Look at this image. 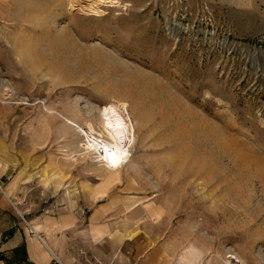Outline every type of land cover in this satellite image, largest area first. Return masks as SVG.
Masks as SVG:
<instances>
[{
	"label": "rangeland",
	"instance_id": "1",
	"mask_svg": "<svg viewBox=\"0 0 264 264\" xmlns=\"http://www.w3.org/2000/svg\"><path fill=\"white\" fill-rule=\"evenodd\" d=\"M112 4L93 5L101 16L68 0L0 6V166L27 183L18 211L104 204L135 249L162 245L174 264H264V10ZM122 102L133 157L107 173L56 112L105 138L99 119Z\"/></svg>",
	"mask_w": 264,
	"mask_h": 264
},
{
	"label": "crops",
	"instance_id": "2",
	"mask_svg": "<svg viewBox=\"0 0 264 264\" xmlns=\"http://www.w3.org/2000/svg\"><path fill=\"white\" fill-rule=\"evenodd\" d=\"M10 1L0 0L3 11ZM256 3L264 10V0ZM11 168L9 163L0 166V264H83L92 257L110 264H174L173 254L162 245L135 249L118 224L107 219L104 204L91 208L73 200L66 213L51 209L38 214L35 202L36 214L26 217L29 210L21 213L18 205L28 208L29 203L22 192V201L16 202L15 186L26 188L27 183L23 176L14 178Z\"/></svg>",
	"mask_w": 264,
	"mask_h": 264
},
{
	"label": "bare ground",
	"instance_id": "3",
	"mask_svg": "<svg viewBox=\"0 0 264 264\" xmlns=\"http://www.w3.org/2000/svg\"><path fill=\"white\" fill-rule=\"evenodd\" d=\"M82 2H88L92 5L91 7L94 13L90 15L101 16L105 14V12H103L104 10H100L99 7L95 9L93 5L105 2L109 4L114 3L110 6H117L120 3V0H68L70 6L69 9L75 10L77 6L82 4ZM71 43L74 45L72 41H70V44ZM128 94L129 93H127V95ZM127 106L126 103L122 102L107 107L106 115L99 119V124L101 123L106 139L104 137L96 136L95 133L90 132V134L88 130L84 128V123H80L75 117H69L60 112L56 113H58L66 123L73 126V128L79 129L83 137L86 136L85 138H88V141L86 140V143L84 144L85 148L88 152H94L100 162H104L106 167H104V169H106L107 173L115 172L116 174L120 172L126 164H130L131 157H133L131 151L135 144L136 127L134 121L128 114L127 108L129 106ZM89 124L91 127L94 126L92 121L89 122ZM94 132L96 131L94 130ZM191 248L192 246H190V249ZM193 250L191 251L192 255ZM191 258L189 260L187 257L189 263H192ZM194 258H196V256Z\"/></svg>",
	"mask_w": 264,
	"mask_h": 264
},
{
	"label": "built area",
	"instance_id": "4",
	"mask_svg": "<svg viewBox=\"0 0 264 264\" xmlns=\"http://www.w3.org/2000/svg\"><path fill=\"white\" fill-rule=\"evenodd\" d=\"M83 264H110V263H105L102 260L98 259L97 257H92L90 259L84 260Z\"/></svg>",
	"mask_w": 264,
	"mask_h": 264
}]
</instances>
